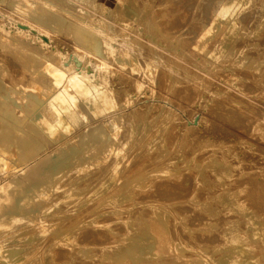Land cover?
<instances>
[{
	"label": "bare ground",
	"instance_id": "obj_1",
	"mask_svg": "<svg viewBox=\"0 0 264 264\" xmlns=\"http://www.w3.org/2000/svg\"><path fill=\"white\" fill-rule=\"evenodd\" d=\"M140 1L0 0V264H264V0Z\"/></svg>",
	"mask_w": 264,
	"mask_h": 264
},
{
	"label": "rangeland",
	"instance_id": "obj_2",
	"mask_svg": "<svg viewBox=\"0 0 264 264\" xmlns=\"http://www.w3.org/2000/svg\"><path fill=\"white\" fill-rule=\"evenodd\" d=\"M142 1V2H141ZM140 1V4H149V3H152L153 5H156V4H160L162 2V0H141ZM155 1V2H154ZM160 1V3H158ZM87 7L89 9H91L92 11H95V12H101L102 11V8L98 5V4H95V5H92V4H88ZM160 7H163V5H159L158 8ZM156 9V8H155ZM4 14V10L2 12H0V16H2ZM164 24H161L163 26V28L165 29L166 32H169L170 31V25L168 24V22H162ZM164 25H166L167 28L164 27ZM162 28V27H161ZM132 29V33L134 36H137V40H142L141 42H148L151 40L149 38V36L146 34L147 33V27H145L143 24H138V27L137 28H131ZM32 31L35 33V35L39 36V39H42V40H45L46 42H49L50 44H52V48L56 47L55 44L59 41V43H62L63 41L65 42V38L64 36H54V35H48L46 34L44 31H42L41 29H39L38 27H34L32 28ZM63 34V33H62ZM136 34V35H135ZM139 36H141L142 38H140ZM145 38L146 40L143 41ZM38 42V41H36ZM38 44H34L33 48L39 52L41 51H44L43 48H37ZM51 46V45H50ZM119 44H114V48L116 50H119V51H122V47L120 46ZM145 46H148V45H145ZM50 48V49H52ZM48 51V50H46ZM32 57V56H31ZM35 57H32L31 59H34ZM75 62L77 63V65L80 67L82 66L84 62H82V60L78 59V58H75ZM14 61V60H13ZM13 61H9L8 64H12ZM20 69H22V65L19 66ZM132 85V84H131ZM129 87V93L131 95H135L136 93V89L134 86H131ZM159 84L158 86L155 88V93H152L153 91L151 90V88L149 87H143L142 88V91H144L141 96H140V100L138 99L137 102H140L142 101V103L147 107V105H150V104H153V112H157L158 111V108L157 107H160L161 105L165 106L167 109H171L172 112H174L179 118H180V121L184 124H188L192 127H196V128H200V130L204 129L205 127V123H204V119H202V117L205 116V113L204 110L202 111L201 109V105H200V102H196L195 103V111L196 113L193 114V117L189 114V111L186 110L185 108H182L180 106H178L175 102H173L172 100L170 99H162L161 97H159V94H157L156 92H160V88H159ZM123 96L125 94H122ZM143 97L146 101L143 100ZM150 100V101H149ZM161 100V101H160ZM146 103V104H145ZM158 103V104H156ZM142 104V105H143ZM132 108H136L138 107V105L136 103H132L130 105ZM136 106V107H135ZM144 106L143 109H146ZM158 113V112H157ZM201 130V131H202Z\"/></svg>",
	"mask_w": 264,
	"mask_h": 264
}]
</instances>
